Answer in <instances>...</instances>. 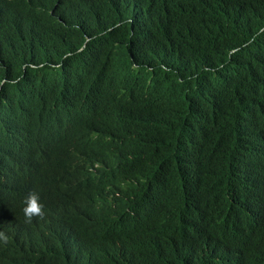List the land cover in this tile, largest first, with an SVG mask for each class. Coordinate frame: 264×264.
<instances>
[{"label": "trees", "instance_id": "1", "mask_svg": "<svg viewBox=\"0 0 264 264\" xmlns=\"http://www.w3.org/2000/svg\"><path fill=\"white\" fill-rule=\"evenodd\" d=\"M57 102L95 110L75 136L104 139L113 170L69 199L28 140L37 123L68 128L43 117ZM44 175L40 197L67 214L88 196L112 207L117 224L85 237L90 260L19 241L34 239L18 217ZM263 188L264 0H0V264H193L217 240L235 244L224 259L264 264Z\"/></svg>", "mask_w": 264, "mask_h": 264}, {"label": "clouds", "instance_id": "2", "mask_svg": "<svg viewBox=\"0 0 264 264\" xmlns=\"http://www.w3.org/2000/svg\"><path fill=\"white\" fill-rule=\"evenodd\" d=\"M55 112L61 113L68 128H64L61 133H58L52 127L37 123L29 127L28 140L38 158L46 165L45 175L49 172L61 171L68 175L69 180L61 187V194L69 199V192L76 181L86 184L85 176L96 173L112 177L113 170L106 162L108 143L104 139L96 134L89 136L86 140L75 136V132L90 128L93 117L97 115L95 111L93 109L82 111L73 103L57 102L45 110L43 117L53 114L55 118H58V114ZM68 154H71L72 157L68 158ZM45 175L38 180L39 190H33L25 197L20 209L21 215L18 217V220L30 223V234L34 239L19 241L31 246L39 237L43 236L46 242L38 250L50 253L53 251L63 252L67 256L75 258L70 248H76L79 255L90 260L96 253L89 251L90 241H87L85 237L90 232L101 230L107 224H117L112 207L102 195H98L97 199L88 196L83 198L86 207H81L76 203L80 199L71 201L70 213L67 214L68 210L62 204L59 196H56L50 203H45L40 197L38 192L45 187ZM48 186L53 187L54 185L48 183ZM244 229L251 231L253 237L259 234L248 224ZM59 236L68 240H55ZM113 236L106 235L109 238H113ZM8 239V236L0 231V241L6 243ZM62 241L68 245L61 246ZM217 242L220 243V250H214L210 261L206 260L197 249L192 254L193 264H234L230 260L224 259L222 253H227L235 244H226L220 240ZM117 257L108 259L118 262L119 256L117 255Z\"/></svg>", "mask_w": 264, "mask_h": 264}, {"label": "bare ground", "instance_id": "3", "mask_svg": "<svg viewBox=\"0 0 264 264\" xmlns=\"http://www.w3.org/2000/svg\"><path fill=\"white\" fill-rule=\"evenodd\" d=\"M114 1H115V0H114ZM111 2H112V1H111ZM137 3H138V2H137ZM136 5H138V4H136ZM142 5H143V4H142ZM142 5H141V6H142ZM110 7H111V6H110ZM113 7H114V5H113ZM111 8H112V7H111ZM135 8H137V7H135ZM115 9H116V8H115ZM140 9H141V8H140ZM112 11H113V10H112ZM112 11H110V12H112ZM117 11L119 12V10H117ZM117 11H116V13H117ZM138 12H139V11H138ZM138 12H137V13H138ZM113 14H114V13H113ZM49 15H50V14H49ZM65 15H66V14H65ZM66 17H67V16H66ZM141 17H143V16H141ZM58 18H59V17H58ZM64 18H65V17H64ZM67 19H68V18H67ZM67 19H66V20H67ZM76 19H77V18H76ZM76 19H75V20H76ZM68 20H69V19H68ZM73 20H74V19H73ZM73 20H72V23H74ZM79 20H80V19H79ZM82 20H83V19H82ZM143 20H144V18H143ZM145 20H146V19H145ZM59 21H60V20H59ZM70 21H71V20H70ZM76 22H77V20H76ZM49 24H50V23H49ZM63 24H64V23H63ZM63 24H62V26H63ZM70 24H71V23H70ZM62 26H61V27H62ZM68 26H69V25H68ZM70 26H73V25H70ZM47 27H48V26H47ZM48 28H50V27H48ZM48 28H47V29H48ZM69 28H70V27H69ZM47 29H46V30H47ZM44 30H45V29H44ZM67 30H68V29H67ZM51 31H52V30H51ZM64 32H65V31H64ZM61 34H62V33H61ZM65 35H66V34H65ZM62 36H63V34H62ZM58 38H59V37H58ZM139 45H140V44H139ZM141 45H142V44H141ZM142 47H144V46H142ZM144 49H145V47H144ZM142 50H143V49H142ZM139 51H140V50H139ZM128 52H129V51H128ZM142 54L145 55L144 53H141V56H143ZM148 54H149V53H148ZM139 55H140V54H139ZM149 55H150V54H149ZM150 56H151V55H150ZM145 57H146V56H145ZM148 57H149V56H148ZM151 60H153V59H151ZM147 61H148V59H147ZM148 63H149V62H148ZM240 68H241V67H240ZM230 71H231V70H230ZM225 72H226V71H225ZM228 72H229V71H228ZM238 72H239V71H238ZM229 73H230V72H229ZM239 73H240V72H239ZM229 75H230V74H229ZM239 75H241V74H239ZM231 76H232V75H231ZM162 78H163V77H162ZM232 79H233V78H232ZM160 80L163 81L164 79H159V80L157 81V82H159V84L161 83ZM104 81H105V80H104ZM157 82H156V83H157ZM100 83H101V82H100ZM103 84H104V82H103ZM159 84H157V85H159ZM164 85H165V84H164ZM99 87H101V86H99ZM94 91H95V89H94ZM98 91H99V90H98ZM155 92L157 93L156 90H155ZM142 93H143V92H142ZM137 95H138V94H137ZM139 95H140V94H139ZM60 96H61V95H59V97H60ZM93 96H94V95H93ZM94 97L96 98V96H94ZM127 97H128V96H127ZM122 98H123V97H122ZM57 99H58V96H57ZM170 99H171V98H170ZM60 100H61V99H60ZM63 100H64V99H63ZM97 100H98V99H97ZM119 100H120V99H119ZM123 100H124V98H123ZM132 100H133V99H132ZM134 100H136V99H134ZM168 100H169V99H168ZM64 101H65V100H64ZM94 101H95V100H94ZM170 101H171V100H170ZM100 102H101V101H100ZM127 102H129V101H127ZM95 103H96V102H95ZM122 103H123V102H122ZM124 103H126V102H124ZM129 103H130V102H129ZM116 104H117V103H116ZM120 104H121V103H120ZM136 104H137V103H136ZM131 105H132V104L130 103V106H131ZM139 105H140V104H139ZM92 106H93V105H92ZM96 106H98V104H97ZM114 106L117 107V105H114ZM121 106H122V104H121ZM125 106H126V105H125ZM125 106H124V107H125ZM127 106H128V104H127ZM116 107H115V108H116ZM117 108H118V107H117ZM121 108H123V107H120L119 110H122ZM97 109H98V108H97ZM97 109H96V111H97ZM98 110H99V109H98ZM109 110H110V109H109ZM111 110H112V109H111ZM129 110H130V109H129ZM94 111H95V110H94ZM111 112H112V111H111ZM115 112H116V111H115ZM99 113H100V112H99ZM99 113H98V114H99ZM103 113H104V112H103ZM103 113H102V114H103ZM109 113H110V112H109ZM119 113H120V112L115 113V114L117 115V114H119ZM147 113H148V112H147ZM59 114H60V113H59ZM110 114H111V113H110ZM145 114H146V113H145ZM145 114H144V115H145ZM116 115H115V117H116ZM137 115H139V114H137ZM147 115H148V114H147ZM97 116H98V115H97ZM97 116H96V117H97ZM100 116H101V115H100ZM139 116H140V115H139ZM135 117H136V116H135ZM144 117H146V115H145ZM140 118H141V117H140ZM140 118L138 117L137 119H139V120L141 121L142 119H140ZM129 120H130V119H129ZM139 120H138V121H139ZM135 121H136V120H135ZM138 121H137V122H138ZM140 121H139V122H140ZM130 122H132V119H131V121H129V123H130ZM133 122H134V120H133ZM127 126H128V125H127ZM66 141H67V140H66ZM136 152H138V151L136 150ZM231 250H232V249H231Z\"/></svg>", "mask_w": 264, "mask_h": 264}]
</instances>
